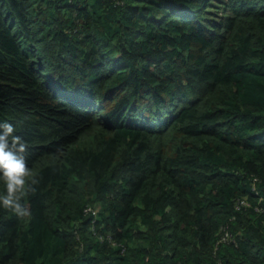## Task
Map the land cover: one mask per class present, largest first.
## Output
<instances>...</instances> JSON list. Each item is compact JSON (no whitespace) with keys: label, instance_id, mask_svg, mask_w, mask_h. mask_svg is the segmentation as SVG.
I'll list each match as a JSON object with an SVG mask.
<instances>
[{"label":"trees","instance_id":"16d2710c","mask_svg":"<svg viewBox=\"0 0 264 264\" xmlns=\"http://www.w3.org/2000/svg\"><path fill=\"white\" fill-rule=\"evenodd\" d=\"M4 122L0 264H264V0H0Z\"/></svg>","mask_w":264,"mask_h":264},{"label":"clouds","instance_id":"9594fccd","mask_svg":"<svg viewBox=\"0 0 264 264\" xmlns=\"http://www.w3.org/2000/svg\"><path fill=\"white\" fill-rule=\"evenodd\" d=\"M12 123H0V208L11 210L17 216L28 215L21 200L33 191L36 180L28 168L24 153L28 146L19 136Z\"/></svg>","mask_w":264,"mask_h":264}]
</instances>
